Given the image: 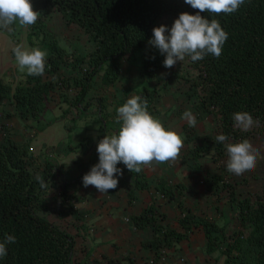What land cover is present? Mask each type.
Segmentation results:
<instances>
[{
    "label": "trees",
    "instance_id": "1",
    "mask_svg": "<svg viewBox=\"0 0 264 264\" xmlns=\"http://www.w3.org/2000/svg\"><path fill=\"white\" fill-rule=\"evenodd\" d=\"M41 3L46 14L53 9L68 23L82 28L94 48L86 55L72 58L56 45L55 35L39 19L32 30L43 33L51 45L45 57L44 74H26L11 91L8 102L0 98V108L5 104L13 107L10 112L0 110V242L8 235L15 237L14 243L6 245L7 255L0 258V264H74L75 252L73 236L38 214L46 187L40 186L37 177L48 184L56 168L45 162L43 170L36 173L33 164L38 158L14 138L4 121L16 117L38 120L46 111L62 104L86 110L90 101L95 100L100 127L106 132L101 137L118 131L120 126L115 128L114 122L113 126L107 122L105 100L90 99L88 94L98 76L102 85L114 83L119 77L120 61L135 52L140 54L139 76L144 82L134 95L147 99V110L154 117L159 112L164 86L146 83L155 79L158 71L168 68L163 66L164 56L148 43L152 29L165 17L174 21L181 12L199 11L184 0H41ZM200 14L218 20L228 38L218 58L209 54L193 62L186 56L194 71L187 82L190 95L197 98L195 108L202 119L215 125V130L213 134L200 135L184 125V142L189 158L208 156L220 161L224 157V144L216 142L217 135L224 134L228 141L236 143L247 140L250 134L249 130L236 126L234 113L248 112L264 130V0H244L231 14ZM63 68L76 73L66 75ZM118 167L129 177L134 189L149 188L143 165L140 173L130 172L123 163H118ZM182 187L181 182L157 181L155 185L159 195L176 202L178 214L174 225L159 212L157 204L130 216L135 227H149L151 231L152 240L142 243L153 253L148 264L166 262L169 257L166 253L179 251V244L196 231L203 233L208 254L219 249L222 264H264V194L241 197L235 182H225L217 175L209 177L207 189L216 198L226 191L227 201L235 205L238 227L229 231L184 204ZM125 259L126 264H136L134 258ZM180 260L178 264H184ZM105 261L121 264L122 260Z\"/></svg>",
    "mask_w": 264,
    "mask_h": 264
},
{
    "label": "rangeland",
    "instance_id": "2",
    "mask_svg": "<svg viewBox=\"0 0 264 264\" xmlns=\"http://www.w3.org/2000/svg\"><path fill=\"white\" fill-rule=\"evenodd\" d=\"M30 3L33 10L40 13L38 20L42 19L47 28L55 35L56 45L64 48L72 58L92 52L94 44L82 28L76 24L68 23L60 12L53 9H49L51 11L46 14L41 0H30ZM172 23L171 18L165 17L159 21L158 26L165 25L170 28ZM11 27L13 31L0 28V98L3 99V102H8L7 98H9L11 91L27 74L26 71H19L12 51L13 47L21 45L28 49L39 48L46 53V56L51 51L50 40H46L43 33L32 30L33 24L20 26L18 22H15ZM140 64V54L135 52L128 59L120 61L119 77L111 85H102L100 77L95 78L88 97L90 99L101 97L105 100L108 106L107 112H109L107 118V122L110 123L109 126H113V122L115 128L120 126L116 109L132 97L136 89L144 82L139 76ZM63 71L66 75L76 73L70 69L65 70V68H63ZM193 76L194 71L185 57L183 61L177 62L174 67L158 71L157 77L152 81L145 82L148 86H164L161 91L159 112L154 117L159 119L165 128H171L180 134L183 140V148L180 150L177 160L160 164L153 161L149 166L153 173L157 166L167 164L172 166L173 169H182L181 174L177 177L172 169L169 177H171V180L185 179L186 186H189L185 188L187 191L186 202L194 207L198 215L213 219L218 225H224L230 231L238 227L235 218V205L227 201L226 191L220 194L221 197L216 198L207 189V182L209 177L217 175L220 180L238 184L237 192L241 197L264 194V130H261L256 123L249 129L250 134L247 140L254 149L259 151V156L254 169L241 175H235L227 170L228 157L225 146L224 157L220 161H214L208 156L189 158L183 130V126L188 124L187 121L182 119L183 112L191 110L195 116L197 125L191 128L197 134H213L215 130V125L202 119L195 108L197 98L190 95L189 82H187V79ZM82 105H85V101L82 102ZM0 110L2 113L10 112L13 111V107L5 104ZM4 122L14 138L25 144L29 148V152L38 157V160L35 159L33 164V170L36 173L43 170L45 162L56 168V171H52L53 174L42 196V200L44 198L45 200L43 203L41 200L38 214L60 230L65 231V222L69 221L67 216L61 215L60 211L65 213L67 209L70 212L74 209L75 203L80 207H84L81 204L82 201L89 198L91 201L92 197L88 198V196L97 190L91 185L84 187L82 183L83 175L90 170L91 166L98 163L96 146L102 138L101 135L106 133L100 127L96 101H90V105L86 110L62 104L61 107L46 111L38 120L16 117L11 120L6 119ZM110 132L112 133V131ZM228 143L234 142L228 141ZM123 178L122 171V175L117 179L121 180L123 184ZM66 184L67 186H65ZM63 190H67V194ZM119 190L122 191L123 187L118 183L114 191L118 192ZM112 194V190H108L104 194L99 192L97 201H105ZM93 201L95 203L96 198H93ZM63 202L64 206L62 205ZM101 205L102 203H100ZM123 217L121 216V218ZM81 224L83 229L80 234L73 236L75 241L74 264H85L89 261V259L84 261L87 255L84 251H79V245L85 238L88 239L87 231L91 239V229L93 227L87 219ZM206 244L203 233L198 231L191 236L184 248L182 247L183 250H179L178 255L175 257L177 260L183 259L184 264H193V262L198 264L210 262L212 264H222L219 249L208 254ZM195 245H200V247L196 250L192 249V246Z\"/></svg>",
    "mask_w": 264,
    "mask_h": 264
},
{
    "label": "clouds",
    "instance_id": "3",
    "mask_svg": "<svg viewBox=\"0 0 264 264\" xmlns=\"http://www.w3.org/2000/svg\"><path fill=\"white\" fill-rule=\"evenodd\" d=\"M196 14L181 12L171 27L160 25L152 29L149 44L164 56L163 66L174 67L177 62L190 57L191 61L202 60L206 55L219 57L228 38L221 24L216 19H209L200 13L231 14L238 10L244 0H184ZM40 13L33 10L30 0H0V28L13 31L15 22L20 26L35 24ZM167 33V34H166ZM19 71L30 76H40L45 71L46 53L39 48H25L16 45L12 49ZM148 108V101L139 95H133L119 106L118 131L104 135L96 146L98 163L91 166L83 175L84 187L94 186L101 194L114 190L118 186L117 177L122 171L117 167L123 163L130 172L140 173L142 165H151L177 160L183 148L180 134L171 128H165L162 122L153 117ZM182 119L189 127H196L197 121L191 110H185ZM233 120L237 127L248 131L256 121L248 112H236ZM224 134L216 136V142L222 143L227 152L226 167L230 173L241 175L254 169L259 151L248 140L228 143ZM42 188L47 187L44 178L37 177ZM15 237L8 235L0 242V258L7 255L6 245L14 243Z\"/></svg>",
    "mask_w": 264,
    "mask_h": 264
},
{
    "label": "crops",
    "instance_id": "4",
    "mask_svg": "<svg viewBox=\"0 0 264 264\" xmlns=\"http://www.w3.org/2000/svg\"><path fill=\"white\" fill-rule=\"evenodd\" d=\"M148 166H143L144 172L149 180L148 189H134L129 177L124 175L123 184L121 183V180H118V183L123 187V190H119L118 192L114 191L115 189L112 190L113 194L107 197L105 201H97V198H99V192L96 190L92 195L88 196V198L92 197L91 201L90 198L82 201L81 204H83L84 207H80L75 203L73 206L74 209L70 212L67 211V209L65 213L60 211L62 216L68 217L69 222H65L68 227L65 226L67 230L65 231L70 233L72 236L80 234V231L83 229L81 223H84L86 219L89 220L93 227L91 229V239L89 238V232L87 231L88 239L85 238L79 245V251L82 250L87 255L84 261L89 259V261L85 262V264H107L105 259L109 258L119 259L122 261L123 258H134L136 259L134 260L136 264H148L147 261L153 257V253L143 247L142 243L152 240L151 231L149 227H135L130 220V216L142 213L146 207L152 204L158 205L159 212L165 214L166 220L170 223V225H174L176 220L175 218L178 214L176 202L174 200L164 198L155 191L157 181H165L167 183L181 182L183 186L182 201L195 211L194 207L186 202L187 191L185 188L189 186H186L187 182H185V179L171 180V177H169V173L172 172L173 169L172 166L168 164L164 166H157L154 173L152 172L150 166ZM181 170L182 169H173L174 175L176 177L179 176L181 174ZM130 194L132 195L131 198ZM93 198H96L95 203ZM44 200L45 198L42 200V203ZM100 203H102L101 206ZM62 205H65L64 202ZM121 216L124 217L121 218ZM197 232L198 231L195 233ZM190 238L179 244V250H183L186 242H188ZM199 247L200 245H195L192 246V249L196 250ZM178 253L179 251H168L166 255L168 254L169 257L166 259V262H159L156 264H178L175 257ZM122 261L121 264L127 263L126 259L123 262ZM193 264L198 263L193 262ZM206 264L212 263L210 262Z\"/></svg>",
    "mask_w": 264,
    "mask_h": 264
},
{
    "label": "built area",
    "instance_id": "5",
    "mask_svg": "<svg viewBox=\"0 0 264 264\" xmlns=\"http://www.w3.org/2000/svg\"><path fill=\"white\" fill-rule=\"evenodd\" d=\"M162 260H164V255H163V257H162ZM180 261L182 262L183 260L181 259Z\"/></svg>",
    "mask_w": 264,
    "mask_h": 264
}]
</instances>
